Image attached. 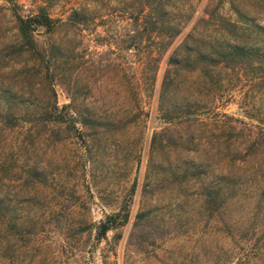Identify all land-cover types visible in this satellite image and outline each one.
Returning a JSON list of instances; mask_svg holds the SVG:
<instances>
[{
    "label": "rangeland",
    "instance_id": "rangeland-1",
    "mask_svg": "<svg viewBox=\"0 0 264 264\" xmlns=\"http://www.w3.org/2000/svg\"><path fill=\"white\" fill-rule=\"evenodd\" d=\"M177 4L192 15L158 62L134 1L0 0V108L19 109L0 114V264H264V63L213 71L214 93L181 77L166 102L186 98L188 117L163 119L159 103L168 55L200 18L204 35L230 21L264 39V0ZM39 9L52 28L34 32L32 57L16 18ZM225 172L242 188L222 213Z\"/></svg>",
    "mask_w": 264,
    "mask_h": 264
},
{
    "label": "trees",
    "instance_id": "trees-1",
    "mask_svg": "<svg viewBox=\"0 0 264 264\" xmlns=\"http://www.w3.org/2000/svg\"><path fill=\"white\" fill-rule=\"evenodd\" d=\"M127 1H134V3L139 5V12L143 16L144 30L150 34H156L160 46L157 57V61L159 62L174 40L182 34L192 14L190 13L186 19H181L179 14H181L183 6L177 4L178 0ZM203 22H205L204 17L198 20L189 33L186 34L182 41L177 44L168 55L166 60L167 69L162 81L159 98L163 119H167V116L170 114L174 115L173 118H177L176 116H179L180 113H182V117L180 116L178 118L188 117L194 114L193 109L186 105V98L182 99L179 104H173L170 107H168L166 102L167 98H169V94L174 92L177 84H179L178 82L180 81L178 80H182L181 77L184 75L198 73V76L204 79L205 82L201 81V88L206 90V92L214 93L219 90V82L213 79V71L215 74L216 70L233 68L244 62L250 63L254 61L257 63H264V39L251 34L236 37L225 31L226 27H228L233 30L240 29L242 33H244L250 29V27L244 28L236 22L227 21L220 26V32L210 31L208 35H204L200 30V26ZM248 22H251V20H248ZM251 27L257 29L255 25H251ZM38 28H43L45 30H50L52 28V22L44 9H39L36 14L27 18H16V43L22 52L32 57L40 55L34 40V32H36ZM201 61L205 64L204 68L197 67ZM207 77L209 78V82L206 81ZM66 109H69V107L62 108V111H66ZM17 111H19L17 107L7 106L5 108H0V114L5 112L7 115L11 116H15ZM61 114L65 115V113H60L53 121L56 123H64L66 119L65 117H60ZM78 123L80 125L85 124L82 121H78ZM230 142L229 139L223 140V143L226 144L225 149L227 151H229V148L234 144V142H232V144ZM229 154L230 153L224 155V157H229ZM229 175V172H225L223 175L224 177H222L217 184V188H215L219 196V204L222 213H226L230 208L235 206L233 199L241 190V185ZM118 216H121L122 223L125 224L129 216L128 211H122L116 214V216H108L106 221L99 225L98 230L101 236H104L105 233L114 228V219ZM11 222L12 219L11 216H9L7 204L0 201V225L6 230L7 225L11 224ZM229 222V220L223 221V229L231 235L232 233L229 229L233 226V223ZM15 223L17 224L18 222L15 221ZM262 252H264V249H262ZM258 253L260 252L258 251ZM260 254L262 255L257 259H264V253Z\"/></svg>",
    "mask_w": 264,
    "mask_h": 264
}]
</instances>
